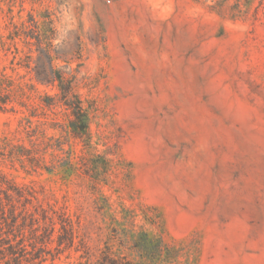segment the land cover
I'll list each match as a JSON object with an SVG mask.
<instances>
[{
	"label": "rangeland",
	"instance_id": "rangeland-1",
	"mask_svg": "<svg viewBox=\"0 0 264 264\" xmlns=\"http://www.w3.org/2000/svg\"><path fill=\"white\" fill-rule=\"evenodd\" d=\"M0 239V264H264V0H0Z\"/></svg>",
	"mask_w": 264,
	"mask_h": 264
},
{
	"label": "trees",
	"instance_id": "trees-1",
	"mask_svg": "<svg viewBox=\"0 0 264 264\" xmlns=\"http://www.w3.org/2000/svg\"><path fill=\"white\" fill-rule=\"evenodd\" d=\"M36 46H37V50H40L39 56L37 57V62H39L40 59L43 58L46 60L47 64L40 70L39 67L34 70L35 80L41 85L57 87L59 90V92L56 93L55 95L46 97L47 100L51 101V103H46V105L56 106V104L59 105L61 104L62 107L64 106L67 110L70 111V114L72 116V119L69 121V127L73 131L84 132L87 128L86 115L84 114V111L81 107V102L73 92V87L71 82L68 81V79L65 78L64 75L59 70L55 69L53 65L54 57L52 56L50 51L52 46L51 43L46 38H42L41 36L36 39ZM2 215L3 217H1V219H5V215L3 211H2ZM19 217L22 220L25 219L24 213L22 211H20L19 213H17V211H7V219L10 220L11 227L18 226V224L16 223ZM31 220L32 222H34L32 226L36 227L35 229H33L36 232L39 228V221L38 219H31ZM62 229L65 230L66 227L62 225ZM67 238L68 239L66 240L70 241L71 243L70 247H72L74 240V232L72 230V227H70V230H68ZM48 239H50V235ZM2 242L3 239H0V254L2 250H7L12 253L13 252L12 244L7 245V243H2ZM42 244H45V242H43ZM83 254L84 256L81 255L80 257L85 259V261L84 263L81 264H121V262H119L117 259H113L110 255L103 256L102 259L99 260L97 259L95 262L92 261L94 255L93 253H91L90 248H88V246H83Z\"/></svg>",
	"mask_w": 264,
	"mask_h": 264
}]
</instances>
